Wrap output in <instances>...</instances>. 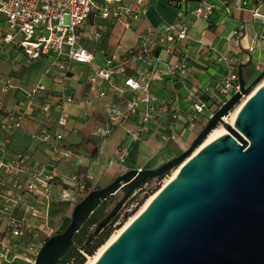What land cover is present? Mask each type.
I'll list each match as a JSON object with an SVG mask.
<instances>
[{
  "label": "built area",
  "instance_id": "1",
  "mask_svg": "<svg viewBox=\"0 0 264 264\" xmlns=\"http://www.w3.org/2000/svg\"><path fill=\"white\" fill-rule=\"evenodd\" d=\"M154 1L0 0V57L9 49H17L28 61L50 59L51 67L59 72L64 84L60 94H50L41 82L26 90L15 86L10 77L1 80L2 93L20 89L24 96L12 104L0 99V264H35L44 243L59 232L53 224L55 206L76 205L87 194L92 180L88 169L83 175L74 172L71 183L61 172L64 162L75 160L79 167L83 162L80 152L67 139L72 130L67 108L81 99L67 93L72 64L89 68L88 96L83 100L85 116L91 115L96 102L112 100L99 135L107 136L112 125L135 121L136 129L127 130L114 150V160L109 161V167L116 162L123 171L128 170L130 143L144 140L146 133L165 129L166 142L185 151L197 135L188 131L199 122V116L206 115L207 124L241 91L234 61H228L229 73L210 89L188 82L193 56L188 47L191 23L186 17L166 23L160 30L148 28L139 49L123 55L115 51L103 65L95 64L96 47L103 33L118 24L125 30L133 29L146 17ZM251 5L247 0H198L192 14L197 19L209 20L218 10L231 16L236 8L250 7L252 19L262 25L258 37L264 39V0ZM243 31L244 24L240 23L227 39H235ZM247 49L253 52L254 44ZM163 54L171 61H164ZM218 58H223L219 52ZM159 64L166 66V76L174 81L167 97H159L153 91L155 82L162 77ZM257 69L264 73V67ZM176 82L185 90L183 99ZM42 93L45 97H41ZM182 101L187 104L184 113ZM34 114L48 119L51 125L31 135L35 148L14 150L3 135L20 130ZM228 117L223 120L228 122ZM37 152L44 160L34 156ZM142 190L138 189L136 194Z\"/></svg>",
  "mask_w": 264,
  "mask_h": 264
},
{
  "label": "water",
  "instance_id": "2",
  "mask_svg": "<svg viewBox=\"0 0 264 264\" xmlns=\"http://www.w3.org/2000/svg\"><path fill=\"white\" fill-rule=\"evenodd\" d=\"M241 91L208 121L187 150L156 169H129L75 205L67 228L42 246L35 264H58L85 224L111 197L98 235L151 179L180 169L94 264H264V83L236 113L224 117L264 78ZM219 125L228 133L195 151ZM120 197V198H118Z\"/></svg>",
  "mask_w": 264,
  "mask_h": 264
},
{
  "label": "crops",
  "instance_id": "3",
  "mask_svg": "<svg viewBox=\"0 0 264 264\" xmlns=\"http://www.w3.org/2000/svg\"><path fill=\"white\" fill-rule=\"evenodd\" d=\"M247 1L253 5L258 0ZM197 3L198 0H155L149 8L146 17L140 23L136 24L133 29L125 30L121 24L107 29L96 47V65H103L105 59L115 51L118 53L119 50H122L121 55H123L130 50L139 49L144 41L143 37L148 28L160 30L166 23H172L178 17H186L191 23V42L188 47L193 56L188 82H195L202 89L212 88L216 82L221 81L229 73L228 61H234L238 68L240 65L244 66L242 72L246 84L251 81L254 73L261 75L260 70L257 68L264 67V39L258 37L261 33L262 25L259 21L252 19L250 7L236 8L233 10L231 16H227L224 11L218 10L209 20H204L197 19L192 14ZM261 11L264 12V6L261 7ZM240 23L244 24V31L241 36L228 40L227 36ZM112 41L114 42L113 46L110 45ZM251 44L255 46L253 52H249L247 49ZM212 48L215 50H212ZM9 52L8 61L10 65L8 66L10 67L8 73L9 76L14 78L13 82L15 86L28 90L39 82L46 85L45 82L48 80L49 83L47 82L48 85L46 86L49 88L50 94H60L63 91V79L59 76V72L51 67L52 62L50 59L44 58L28 61L17 49H9ZM218 52L221 53L223 58H218ZM163 59L164 61H171V58L167 54H163ZM46 61H49V63ZM42 62H46L47 64L42 69L37 70L36 66ZM76 66L79 68L78 72H83L82 70L84 69L87 70V75L85 77H79L76 74L77 71L72 70ZM88 69L87 66L72 64L71 72L66 81L67 93L81 98L76 105H69L67 108L71 115L70 121L72 124V130L67 139L68 143L73 148H76V150L79 149L97 157L104 151V141H106L107 137H111L114 133H120L119 141L121 142L124 140L127 130L133 131L136 129V124L135 121L131 120L123 124L112 125L110 133L107 136L98 134L101 127L107 121V108L112 100L105 99L96 102L91 111V115H84L85 103L83 100L88 96ZM159 69L162 77L155 82L153 91L159 97H167L172 92L174 81L166 76V66L164 64H159ZM0 71H2L1 67ZM176 85L180 88L183 99L185 90L178 82H176ZM45 95V93H42L41 97H45ZM23 96L24 93L20 89H15V91H11V95L7 94L5 99L10 101L14 100V103L23 98ZM181 106L183 109L182 112L184 113L187 104L182 101ZM164 118L167 119V116H164ZM50 125L51 122L48 119L40 114H34L24 121L20 130L9 135L4 134L3 136L8 137L10 147L14 150L19 151L35 148L36 144L32 142L31 135L41 128L49 127ZM167 134V130L159 129L155 134L146 133L143 135L144 140L130 143L129 158L132 155H136L139 149L142 151L155 150L159 149L162 144H167ZM34 156L40 161L44 160L43 155L39 152L35 153ZM78 168L79 165L75 160L67 161L63 163L61 172L66 178L67 175H72L78 171Z\"/></svg>",
  "mask_w": 264,
  "mask_h": 264
},
{
  "label": "rangeland",
  "instance_id": "4",
  "mask_svg": "<svg viewBox=\"0 0 264 264\" xmlns=\"http://www.w3.org/2000/svg\"><path fill=\"white\" fill-rule=\"evenodd\" d=\"M110 45L113 46L114 42L112 41ZM121 53H122V50L121 51L119 50L118 54H121ZM8 55H10L9 50L0 57V67L2 70V71H0V94H1L0 99L2 101H4L5 104H7V103L12 104L14 100H11V101L7 100V99H5V96H7V94L11 95V91H15V89H12V90L8 91L7 93H2V91H1V80L4 77H10L14 80V78L12 76H9V73H8L9 67H10V66H8V65H10L9 61H8V57H9ZM46 62L49 63V61H46ZM46 62H42L39 65H37L36 66L37 70L42 69V67L47 64ZM95 64H97V63H95ZM3 67H4V69H2ZM78 69L79 68L77 66L74 67V69L72 68V70L77 71L76 74H78L79 77H85L87 75V70L84 69V70H82L83 72H78ZM259 75L260 74H258V73H254L252 78H251V81L247 84V86H250L256 80V78ZM47 82H48V80L45 82L46 85H48V83H49V82L48 83ZM259 83H257V85ZM257 85H255V87ZM255 87L251 88V90L248 94H250ZM10 102H12V103H10ZM198 119H199V122L197 124H195V126L188 131L189 134H192V135L197 134L198 135L201 132L200 128L202 126L206 125V115L199 116ZM119 135H120V133L119 134L114 133V134H112L111 137H109V138L107 137L106 141L103 140L105 142V145H104L105 149L97 157L90 155V153H88V152H83V151L77 149L80 152V154L82 155V160H83L81 166L77 169L78 170L77 173L83 175L86 173V171L88 169V171H89L88 174H89V176L92 177V180H91V182L87 188V194L92 190L102 188V187L109 185L118 176H120L124 172H126V171L121 170L120 166L116 162L113 166L109 167V161L114 160V150L120 142L119 141ZM195 138L196 137H194L192 139V142ZM74 149H76V148H74ZM131 152H133V150H131ZM182 152L183 151L179 147H176L171 142H167V144L166 143L162 144V146L159 149H155V150L151 149L149 151H145V150L142 151L139 149L138 153L136 155H132L128 159L126 166H127L128 170L132 169V168L134 169L137 167L142 168V169H156V168H159L160 166H162L164 163L168 162L169 160L177 157ZM172 172L173 171L167 173L164 177H162L160 179H151L145 185H143L141 187V188H143V190L138 192L137 194L135 193L131 197V199L121 209V211L118 213V215L115 217V219H113L112 222L104 228V230L100 233V235L103 236V235L107 234L108 232H110V236H111L113 233H115V231H117V229H119L121 226H123L130 219V217L134 216L141 209V207L145 204V202L153 194H155L156 192H158L159 190L162 189L166 180H168L170 177H172ZM70 176H71V174L67 175V181L71 183L72 180H71ZM83 198L78 199L77 204ZM118 198H120V197H118ZM116 200H117V198L111 197L102 205V207L97 211V213L92 218L91 222H93L94 224H90L89 227L87 228V230L85 231L86 232L85 237L89 236L90 234H92L95 231L97 223L101 219H103L111 211V209L113 208V206L116 203ZM132 206H134V207L132 208ZM74 207H75V205H73V204L71 205L69 203L57 204L55 206L53 224L58 228V231H59L58 233L64 231L67 228V226L70 224L71 216H72V212H73ZM98 212H101L100 216H97ZM85 239L87 240V238H85ZM87 258H88V255H87L86 259Z\"/></svg>",
  "mask_w": 264,
  "mask_h": 264
},
{
  "label": "bare ground",
  "instance_id": "5",
  "mask_svg": "<svg viewBox=\"0 0 264 264\" xmlns=\"http://www.w3.org/2000/svg\"><path fill=\"white\" fill-rule=\"evenodd\" d=\"M264 83V79L253 89V91L246 95L242 101L230 112V115L228 117V122H231L234 120V117L236 115V113L238 112V110L241 108V106L243 105V103L249 98L251 97L259 88L260 86ZM228 131L226 128H224V126L219 125L216 129H214L205 139V141L203 142V144L195 151L194 155L197 154L202 148H204L206 145H208L209 143L213 142L214 140H216L217 138L221 137L224 134H227ZM179 168L176 170H173L172 172V177H170L168 180H166L164 186L162 188H164L166 186V184H168L179 172ZM162 190V189H161ZM161 190H159L158 192H156L155 194H153L146 202L145 204L141 207V209L132 217H130V219L123 225L121 226L119 229H117V231H115V233H113L110 238L105 242L104 245H102L98 251L93 255V256H88L87 261L85 264H94L98 258L103 254V252L114 242V240H116V238L130 225V223L149 205V203L152 201V199L156 196V194H158Z\"/></svg>",
  "mask_w": 264,
  "mask_h": 264
},
{
  "label": "trees",
  "instance_id": "6",
  "mask_svg": "<svg viewBox=\"0 0 264 264\" xmlns=\"http://www.w3.org/2000/svg\"><path fill=\"white\" fill-rule=\"evenodd\" d=\"M97 211L95 212V214L97 213ZM94 215L90 218V220L85 224V226L82 228V230L77 235L75 245L73 247H71L64 254V256L62 257V259L59 261L58 264H85L87 261V259H86L87 255L93 256L98 251V249L102 245H104L105 242L110 238L109 237L110 232H108L107 234H105L103 236L100 235V233L104 229L98 235H93L91 237V239H90V236L92 234L85 237V235H86L85 231L87 230L89 225L94 224L93 222H91ZM100 215H101V212H98L97 216H100ZM85 238H87V240Z\"/></svg>",
  "mask_w": 264,
  "mask_h": 264
}]
</instances>
